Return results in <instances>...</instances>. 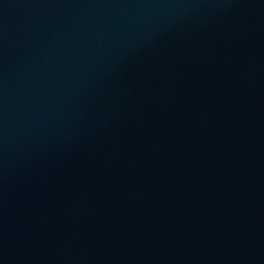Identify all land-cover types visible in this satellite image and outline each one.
Here are the masks:
<instances>
[{
    "label": "water",
    "instance_id": "obj_1",
    "mask_svg": "<svg viewBox=\"0 0 264 264\" xmlns=\"http://www.w3.org/2000/svg\"><path fill=\"white\" fill-rule=\"evenodd\" d=\"M0 264H264V0H0Z\"/></svg>",
    "mask_w": 264,
    "mask_h": 264
}]
</instances>
